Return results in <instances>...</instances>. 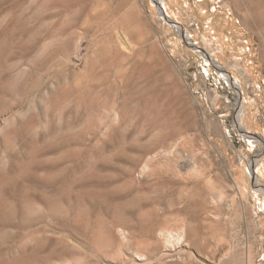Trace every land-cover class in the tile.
I'll return each mask as SVG.
<instances>
[{
  "label": "rangeland",
  "instance_id": "obj_1",
  "mask_svg": "<svg viewBox=\"0 0 264 264\" xmlns=\"http://www.w3.org/2000/svg\"><path fill=\"white\" fill-rule=\"evenodd\" d=\"M0 264H264V0H0Z\"/></svg>",
  "mask_w": 264,
  "mask_h": 264
},
{
  "label": "bare ground",
  "instance_id": "obj_2",
  "mask_svg": "<svg viewBox=\"0 0 264 264\" xmlns=\"http://www.w3.org/2000/svg\"><path fill=\"white\" fill-rule=\"evenodd\" d=\"M199 7H200V9H202V8H203V5L199 4ZM216 17H217L216 15L213 16V18H216ZM213 20H214V19H213ZM239 122H240V120H239ZM171 236H172V235H171ZM155 256L158 258L157 255H155ZM140 257H141V256H140ZM161 257H162V256H161ZM161 257H160V258H161ZM154 258H155V257H153V256H149V255H147L145 260L148 261V262H150V263H152V261L154 260ZM138 260H139V259H138ZM155 260H156V258H155ZM159 260H161V259H158L157 261L159 262Z\"/></svg>",
  "mask_w": 264,
  "mask_h": 264
}]
</instances>
